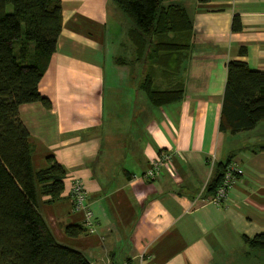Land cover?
Returning <instances> with one entry per match:
<instances>
[{"label": "crops", "instance_id": "obj_1", "mask_svg": "<svg viewBox=\"0 0 264 264\" xmlns=\"http://www.w3.org/2000/svg\"><path fill=\"white\" fill-rule=\"evenodd\" d=\"M173 3L192 20L189 47L160 54L150 69L155 89H184L180 101L156 107L140 88L148 66L129 36L133 25L111 0H62L57 52L40 82L52 107L19 108L34 168L52 156L66 173L61 200L40 196L39 211L56 240L90 264H251L258 257L244 238L264 231V128L257 130L264 121L232 134L220 130V119L228 63L264 72V0ZM235 15L240 32L232 29ZM162 150L172 161L158 179H146ZM229 159L244 174L227 203L207 204L208 185ZM76 182L90 219L76 208ZM79 224L89 233L66 235Z\"/></svg>", "mask_w": 264, "mask_h": 264}, {"label": "trees", "instance_id": "obj_2", "mask_svg": "<svg viewBox=\"0 0 264 264\" xmlns=\"http://www.w3.org/2000/svg\"><path fill=\"white\" fill-rule=\"evenodd\" d=\"M111 1L134 24L129 36L139 60L148 66L140 88L156 107L180 101L182 87H153L150 65L161 64L160 54L173 55L189 47L193 25L186 10L173 3L177 0ZM8 4L12 5L11 12H7ZM242 28L241 17L235 15L233 31ZM62 29V0H0V264H90L82 252L56 240L39 211L40 196L47 204L61 200L66 173L52 156L45 168H34V147L19 115L23 104L40 102L48 109L52 107L40 92V82L57 52ZM17 40L21 41L18 55L14 50ZM246 53V48L240 49L241 55ZM262 121L264 72L252 70L244 61H230L220 130L237 134L253 130ZM259 147L264 149V143ZM230 162L218 165L208 185L209 195L216 194ZM65 233L77 238L89 230L85 225H69ZM244 241L251 251H263L264 231Z\"/></svg>", "mask_w": 264, "mask_h": 264}, {"label": "built area", "instance_id": "obj_3", "mask_svg": "<svg viewBox=\"0 0 264 264\" xmlns=\"http://www.w3.org/2000/svg\"><path fill=\"white\" fill-rule=\"evenodd\" d=\"M173 158V154L168 151H160L156 157L151 160L149 169L144 174V177L149 180L158 179L163 168L168 165ZM244 170L237 165L235 162L230 163L225 171L223 181L218 187L215 195L208 196L204 201L207 204L214 205H223L229 200V193L233 186L240 180V177L243 176ZM73 193L76 196V208L78 210H84L86 213L87 219L92 217V212L87 209L86 199H85V190L84 185L80 182H76L74 185Z\"/></svg>", "mask_w": 264, "mask_h": 264}, {"label": "rangeland", "instance_id": "obj_4", "mask_svg": "<svg viewBox=\"0 0 264 264\" xmlns=\"http://www.w3.org/2000/svg\"><path fill=\"white\" fill-rule=\"evenodd\" d=\"M12 11V5L8 4L7 5V12H11ZM124 17L126 18V20L129 22V25H134L131 20L124 15ZM22 37L23 39L25 38V35H24V30L22 32ZM20 47H21V41L17 40L14 42V50H15V53L18 55L19 53V50H20ZM264 128V125H262V123L258 126V129L257 130H261ZM261 141L264 143V137L261 139ZM261 142V143H262ZM257 254V258H252L251 260V264H264V251H256L255 252Z\"/></svg>", "mask_w": 264, "mask_h": 264}]
</instances>
